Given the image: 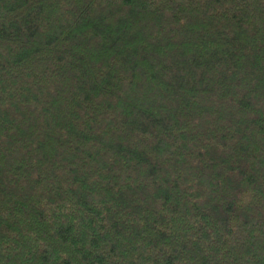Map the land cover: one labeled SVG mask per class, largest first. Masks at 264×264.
I'll list each match as a JSON object with an SVG mask.
<instances>
[{"label":"trees","instance_id":"obj_1","mask_svg":"<svg viewBox=\"0 0 264 264\" xmlns=\"http://www.w3.org/2000/svg\"><path fill=\"white\" fill-rule=\"evenodd\" d=\"M0 264H264V0H0Z\"/></svg>","mask_w":264,"mask_h":264}]
</instances>
